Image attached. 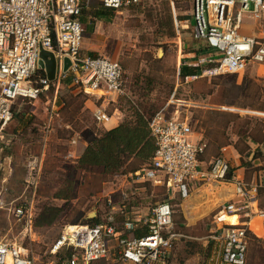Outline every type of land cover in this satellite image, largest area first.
Masks as SVG:
<instances>
[{"label":"rangeland","instance_id":"obj_1","mask_svg":"<svg viewBox=\"0 0 264 264\" xmlns=\"http://www.w3.org/2000/svg\"><path fill=\"white\" fill-rule=\"evenodd\" d=\"M81 21L80 55L94 53L122 66L125 95L109 102L108 112L117 107L120 121L144 109L162 112L165 118H186L193 137L206 143L201 159L220 155L229 161L234 175L241 168L246 180L255 175L257 181H264V82L258 69L249 64L238 74H208L206 66H200L197 76H179L181 65L192 63L195 51L205 47L193 37L190 0H143L106 19L85 12ZM243 23L246 30L256 25L253 19ZM259 33L258 27L254 29L255 35ZM70 82L51 85L36 100L13 103L14 117L0 132V237L17 240L30 255L46 259L48 246L67 225L86 224L96 216L102 219L112 204L133 216H146L156 204L169 200L173 208L170 230L177 235L167 264H207L213 250L208 235L216 226L219 206L231 196L218 199V191L221 188L224 195L233 186L205 179L187 187L185 196L178 190L168 195L164 186L136 177L138 170L129 171L137 159L113 173L96 165H79L87 141L105 130L90 110V101L100 106L102 100ZM50 109L57 115L50 117ZM74 137L76 143L71 142ZM30 155H37L41 164L35 192L24 190L23 184ZM9 202L31 203V228L13 218ZM260 202L263 206L264 189ZM46 206L60 207L61 213L51 224L37 226ZM255 233L249 238L245 264H264L262 231Z\"/></svg>","mask_w":264,"mask_h":264},{"label":"built area","instance_id":"obj_2","mask_svg":"<svg viewBox=\"0 0 264 264\" xmlns=\"http://www.w3.org/2000/svg\"><path fill=\"white\" fill-rule=\"evenodd\" d=\"M98 1L104 8L121 11L143 0ZM190 2L193 37L213 51L194 54V61L188 65L206 66L208 74H238L251 64L264 81V0ZM92 3L93 0H0V132L12 120V106L17 99H35L50 84L58 87L66 79H70V85L102 100L92 110L97 123L110 117L106 105L125 95L123 70L117 60L80 55L84 31L81 17ZM245 19L255 20L256 25L246 30ZM257 27L259 35L254 34ZM40 47L54 52L53 81L45 73L34 77L37 70H42L38 68ZM65 57L70 60L66 71ZM55 97L56 92L53 103ZM149 128L155 149L136 177L163 185L167 193L178 190L182 196L191 184L205 179L232 185L233 196L219 206L216 226L208 235L213 250L207 264H245L249 235L254 233L253 218L260 219L264 238V207L258 201L264 181L246 182L234 176L228 179L229 164L222 157L203 165L200 156L206 143L193 137L186 118H165L158 112ZM40 171V158L30 157L25 165L24 190L35 192ZM2 203L0 200V207ZM12 203L7 209L13 218L31 228V203ZM172 215L169 200L156 204L146 216H133L112 204L95 224L67 225L48 246L46 259L30 255L29 249L17 240L0 237V264H167L177 235L170 230ZM226 216H235L237 222H227Z\"/></svg>","mask_w":264,"mask_h":264},{"label":"trees","instance_id":"obj_3","mask_svg":"<svg viewBox=\"0 0 264 264\" xmlns=\"http://www.w3.org/2000/svg\"><path fill=\"white\" fill-rule=\"evenodd\" d=\"M96 1V5H92L91 8L84 11L83 14L86 12L96 18L106 19L115 12L114 9L102 7L99 1ZM53 45H55L54 40ZM207 49L208 48L205 45V47L196 50L195 53L196 55H200L201 53H206ZM90 55L92 57L97 56L94 53H91ZM200 72V66H189L184 64L180 67L179 76L181 78H185L187 76H197L200 74ZM43 75L44 72L42 70H37L34 74V77L36 78ZM61 82L65 85H68L70 79L62 80ZM262 85L264 87V83ZM50 86L51 84L49 85V87ZM47 91L48 89L43 90L38 94L37 98L27 100H36L40 98L42 93L44 94V92ZM20 100L26 99L20 98ZM13 109L14 108L12 106V113L14 117ZM158 112L159 111H150L149 109H144L143 111L137 110L132 114L130 118H123L116 126L105 129L99 135H95L90 138V140L87 141V145L85 146L84 151L78 159L79 165H96L102 167L103 170H107L113 173L117 171L122 165H124L128 160L134 159L133 161H135L137 159L138 162L136 164H133L129 171L133 173L134 171L141 168V166L148 162V160L151 158L155 149L154 139L149 128V122ZM258 147H260V144L255 146V149H258ZM218 156L220 155H217V157ZM232 173V168L229 165V170L227 172L228 179L231 178ZM61 210L62 208L57 206H46L38 215L36 225L42 226L51 224L58 218ZM99 220L100 219L96 216L94 218L87 219L86 223L95 224ZM251 237H253L252 234L249 235V238ZM209 243V245L212 246L211 240H209Z\"/></svg>","mask_w":264,"mask_h":264},{"label":"crops","instance_id":"obj_4","mask_svg":"<svg viewBox=\"0 0 264 264\" xmlns=\"http://www.w3.org/2000/svg\"><path fill=\"white\" fill-rule=\"evenodd\" d=\"M195 55H196V53H194ZM98 99V98H97ZM99 100V99H98ZM89 101V100H88ZM88 101H86V103L88 102ZM90 103L93 105V109H94V107H95V104L92 102V101H90ZM61 105H62V103H61ZM87 106H88V104H87ZM88 108H90L89 106H88ZM92 108H90V110L92 111L93 109ZM50 110H52V109H50ZM53 113L54 114H56L57 115V112H55L54 110H52L51 111V113L49 114V116L51 117L52 115H53ZM109 114H110V117L109 118H107L104 122H102L101 123V125L105 128V129H109V128H112V127H114V126H116L119 122H120V116H119V111H118V108L117 107H114V109H113V111H111V112H108ZM62 124V123H61ZM63 125V124H62ZM65 125V124H64ZM69 125H65V127H68ZM76 138H77V136L76 135H74ZM72 138L71 139V142L72 143H76V138ZM259 143H256L255 145H258ZM85 145V142H83V145L82 146H84ZM229 147V146H228ZM227 147L225 146V147H223V150H225ZM82 149H83V147H82ZM32 156H37V155H30L28 158H27V160L30 158V157H32ZM213 159V158H212ZM212 159H210V160H207V161H205L204 159H201L202 161H203V165H207ZM227 160V159H226ZM227 162H228V164H229V161L227 160ZM241 168H238L236 171L238 172V173H236L235 175H234V172L232 173V176H234V177H236V178H238V179H243L244 181H246V182H254V181H257V179H256V176L254 175L253 177H252V179L251 180H246L245 179V177H244V174H243V172H241ZM239 172H241V173H239ZM197 182H201V181H197ZM218 183V182H217ZM226 185V184H225ZM224 188V187H223ZM262 189H264V188H262ZM223 191H221V188L219 189V191H218V195H217V197H218V199H220V198H223L225 195H230L231 194V196H233V194H232V192H227V194L225 193L224 195L223 194H220V193H222ZM230 193V194H229ZM229 197L228 199H230V198H232V197ZM228 199H226V200H228ZM226 200H224L223 202H225ZM258 201H259V205L261 206V202H260V192H259V196H258ZM222 202V203H223ZM221 203V204H222ZM261 207H264V205L263 206H261ZM256 219H254L253 220V222L251 223V228L253 227V232L255 233V232H260V230L262 231V229H261V227H260V219L259 220H257V221H255ZM256 234V233H255ZM259 236V235H258ZM261 236V235H260ZM169 256V255H168ZM168 258V257H167Z\"/></svg>","mask_w":264,"mask_h":264},{"label":"water","instance_id":"obj_5","mask_svg":"<svg viewBox=\"0 0 264 264\" xmlns=\"http://www.w3.org/2000/svg\"><path fill=\"white\" fill-rule=\"evenodd\" d=\"M38 68L44 70L45 76L49 81L55 79L56 58L52 50H47L42 47L39 48ZM70 65L69 58L63 59V70L66 71Z\"/></svg>","mask_w":264,"mask_h":264},{"label":"bare ground","instance_id":"obj_6","mask_svg":"<svg viewBox=\"0 0 264 264\" xmlns=\"http://www.w3.org/2000/svg\"><path fill=\"white\" fill-rule=\"evenodd\" d=\"M230 216H226V218H229ZM256 219V218H253V220ZM252 220V222H253ZM227 222H232V223H236L237 222V218L236 217H233V218H229V220ZM261 227V225H260ZM253 229V227H252ZM261 231V230H260Z\"/></svg>","mask_w":264,"mask_h":264}]
</instances>
